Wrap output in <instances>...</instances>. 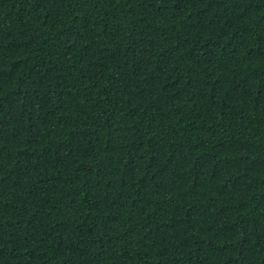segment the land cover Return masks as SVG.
<instances>
[{
	"label": "trees",
	"instance_id": "obj_1",
	"mask_svg": "<svg viewBox=\"0 0 264 264\" xmlns=\"http://www.w3.org/2000/svg\"><path fill=\"white\" fill-rule=\"evenodd\" d=\"M0 264H264V0H0Z\"/></svg>",
	"mask_w": 264,
	"mask_h": 264
}]
</instances>
